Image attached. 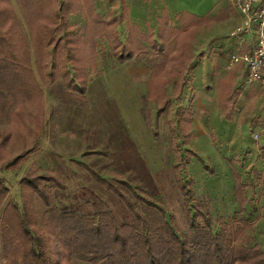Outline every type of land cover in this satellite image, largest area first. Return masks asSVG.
<instances>
[{
  "label": "rangeland",
  "instance_id": "rangeland-1",
  "mask_svg": "<svg viewBox=\"0 0 264 264\" xmlns=\"http://www.w3.org/2000/svg\"><path fill=\"white\" fill-rule=\"evenodd\" d=\"M63 2L68 8H75L79 3L83 7V15L77 13L74 17L64 18V13L62 15L60 12ZM127 2L130 11L128 8V12L118 18L117 23L118 36L122 41L127 36L124 25L128 22L133 30L144 31L141 30L143 27L137 25L136 16H131L137 15V11L148 12V20L145 22L147 27L161 11L169 10L171 27L175 31L178 29V32H175V39L165 51L170 56L166 75L173 71L179 53L188 50L191 54L189 72L183 68L179 73L181 80L185 81L181 97L177 96L181 86L180 79L177 81L180 86L177 85L175 90L173 84H170L164 91V99L169 102L166 114L157 115L158 103L152 97L148 101L141 98V112L150 130L148 126L142 128L139 121L141 129L138 132H142L136 137L130 136V132L128 134L121 125L115 105L117 100L108 98L101 88L104 82L98 77L115 68L118 63L111 55L109 36L98 35L101 30L109 31L110 25L98 24V21L93 20L94 29L90 26L87 30L83 28L86 23H92L88 7L90 4L94 7V1L0 0V12L7 16L3 28L11 27L13 35L18 37L19 32L25 38L30 51L32 76L42 92L43 109L24 98L21 102V99L14 102L12 112L21 108L24 122L20 120L19 123H26L29 127L34 124V115L43 117L44 125L46 122L47 126L46 145L47 141L53 139L63 151L74 147L72 138L77 140V135L82 134L81 130L86 131L85 135H89V132L93 134L98 155L88 157L85 163L101 178L113 183L121 197L105 191L91 179L84 168L72 163L73 155L58 158L46 153V150H38L17 170L5 171V165L21 154L24 146L23 138L14 133L18 131L20 124L8 116L0 121V178L10 190L8 198L19 201V182L29 170L31 162L36 161L37 167H51L50 171L65 183V191L55 199V204L60 209L81 213L110 211L121 221L127 210L122 198L133 205V208L140 209L126 186L118 183L127 181L136 187L141 197L144 196L146 200L163 208L166 218L176 226L179 233L186 235L188 226L185 209L182 196L175 187L171 165L181 164V175L186 181H192L195 199L203 201L207 211L215 219L232 217L238 211L233 198L231 168L226 163L229 160L248 185L246 196L249 204L241 218L253 224L251 236L264 252V133L259 136V141L254 140L250 134V131L255 132L263 127L264 103L259 90L244 85L243 66L226 69L231 55L248 50V37L237 32L243 26V18L236 11L234 0H112V3L105 0L97 3L103 22L118 17L120 5ZM10 13L13 18H9ZM181 13L186 15L185 18L189 19L193 15L195 19H187L190 24L181 25L178 19ZM54 14L63 17L58 22H62V25L58 27L54 40L69 35L73 36L70 40L74 41H66L63 47L64 40L58 47L54 43L46 46L43 57H49L44 58V64L50 63V58L54 57V69L50 66L43 69L35 63L34 49L36 41L40 39L41 42L42 33L49 29ZM1 18L0 16V22ZM129 35L135 37L136 33L132 31ZM183 45L187 48H183ZM61 49L64 52L71 51L74 55V58L68 60L67 66V59H60L57 53ZM85 84L90 87L91 94L82 97L78 93ZM158 84L154 79L149 83L154 93L157 92ZM128 85L124 83L122 93L118 96L121 102L134 109L136 99L133 88L131 90ZM228 89L238 94L229 122L224 119L228 108L222 104ZM188 107H191L192 117L190 129L183 135L177 132L171 136L167 121L175 126L177 110ZM74 111L76 117L73 116ZM53 133L59 137H51ZM176 145L180 148L177 156ZM186 150L192 151L208 167L213 168L214 175L203 171L194 158L190 159L189 164H185ZM254 170L258 171V178L255 179L252 173ZM70 264L85 263L72 258Z\"/></svg>",
  "mask_w": 264,
  "mask_h": 264
},
{
  "label": "trees",
  "instance_id": "trees-1",
  "mask_svg": "<svg viewBox=\"0 0 264 264\" xmlns=\"http://www.w3.org/2000/svg\"><path fill=\"white\" fill-rule=\"evenodd\" d=\"M64 4L60 12L62 15L64 13L65 18L70 8ZM0 16V121L11 116L15 122H24L21 108L12 112L11 106L15 101L21 99V102L26 98L43 109L42 92L32 76L30 51L25 38L19 32L18 37L13 35L11 27L4 29L7 16L4 12H0ZM185 16L181 13L178 17L181 25L190 24L188 20L195 19L193 15L189 19ZM11 17L12 13L9 14ZM63 17L54 14L49 29L42 33L41 42L40 39L36 41L34 54L38 67L44 69L50 66L54 69L52 65L44 64V58L49 57H43L46 46L54 43L58 47L64 40L63 47L66 41H74L70 40L73 36L69 35L54 40L58 27L62 25V22H58ZM175 32L178 29L175 31L171 27L170 17L163 10L157 19L155 34L148 32L144 35L136 34L135 37L129 35L123 43L117 34L111 35L114 41L111 55L118 64L136 56L148 65L150 76L145 100L152 97L158 103V116L166 114L169 107V102L164 99L166 87L173 84L175 90L179 85L177 81L182 79L180 71L185 68L189 72L191 68V54L186 50L177 55L178 62L173 71L168 73L169 77L165 73L170 61L165 51L175 39ZM183 48L186 49V45ZM57 53L61 59L74 58L71 51L64 52L61 49ZM183 78L186 80L185 75ZM153 79L159 82L156 93L149 87ZM184 84L183 79L178 97L182 95ZM79 90V93H84V88ZM237 95L234 90L228 89L226 99L222 101L224 107L228 108L224 116L228 122L232 119ZM32 120V127L21 122L18 131L14 132L23 138L24 146L21 154L5 165V171L17 170L39 150L44 120L39 115H34ZM191 120V107L178 109L176 125L167 121L171 136L177 132L183 135L190 129ZM179 152L180 148L176 145L175 155ZM185 153V164L194 158L203 171L214 175L215 170L208 167L200 157L190 150ZM226 163L231 168L233 198L238 211L232 217L215 219L207 211L204 202L195 199L192 181H186L181 175V164L171 165L175 187L182 196L185 209L188 226L186 235L179 233L176 226L166 218L163 208L141 197L136 187L127 181L118 183L126 186L140 209L133 208L122 198L127 210L121 221L110 211L81 213L60 209L55 199L65 191L64 181L54 172L43 171L31 163L19 182V201L8 198L10 190L0 178V264H70L72 258L85 264H264V252L251 236L253 224L241 218L249 204L246 196L248 185L233 162L226 160ZM86 171L101 188L120 197L113 183L101 178L88 167ZM252 173L254 179L258 178L257 171Z\"/></svg>",
  "mask_w": 264,
  "mask_h": 264
},
{
  "label": "crops",
  "instance_id": "crops-1",
  "mask_svg": "<svg viewBox=\"0 0 264 264\" xmlns=\"http://www.w3.org/2000/svg\"><path fill=\"white\" fill-rule=\"evenodd\" d=\"M93 1H94V7H92L91 4L88 7L92 23L90 22L89 25H87V23H86V25L83 28H85L87 30V29H89L88 27L90 26L92 29H94L93 20L98 21V24L99 23H101V24L105 23L106 25H110L109 31L103 32L101 30V31H99L98 35H100V36H102L103 34H105V35L107 34L108 36L110 35L109 36V42H110V52H111L113 44H114V41H113L111 35L112 34L118 35V29H117V27L119 25V24H117L119 21L118 18L123 17L125 15V12L126 13L128 12V8L130 11L129 3L127 2V3L120 5V15L118 17H113V19H109V20H106V22H103V19H102L101 14H100L99 4H97L100 2L97 0H93ZM154 1L155 0H153V2ZM205 1L209 2V1H214V0H205ZM110 2L112 3V0H110ZM77 4L75 5V8H70V10H67L66 17H68V16L74 17L77 13L80 15H83V7H81V5L79 3H77ZM165 11L169 15L170 11L169 10H165ZM131 16H136L137 25L139 27H143V29H141V30H144V31L139 32V29H137L138 27H136L137 30H133V28H131L129 26V22H128L124 25L125 26V33L127 34L126 38L129 37V34L132 33V31L135 32L136 34H142V35H144L148 32H153V34L156 33L157 19L160 17V15L155 17L152 20L151 25H149L147 27H145L146 26L145 22H146V20H148V16H149L148 12L137 11V15L133 14ZM115 26H116V29H115ZM130 28H131V31H130ZM244 37L245 38L248 37V39H246L247 48H248L247 51H251V49L254 47V42H255L254 36L244 34ZM118 38H119V41L122 43L126 40L125 39L124 41H122L119 36H118ZM97 39H99V36H97ZM247 51H245V52H247ZM60 59H58V60H60ZM135 59H137V61H135ZM52 62H53V60H50V63L47 62V64L52 65ZM68 64L69 63L67 60L65 62V66H67ZM57 65L60 66L61 63H58ZM237 66H239V65H237ZM241 66H243V65H241ZM244 69H245V67H244ZM71 71H72V69L70 70V72ZM149 76H150V69H149L148 65L145 63L144 60L135 56L127 62H124L122 64H117V66L115 68H113L112 70H109L107 72H104L100 77H98L101 80H103V82H104V84H101V88L103 90H105L106 94L109 96L108 98H110V99L112 98L113 100L114 99L117 100V102H115V105H116L118 113H119V119H120L121 125L123 126V128L125 130H127L128 134L130 132V134H131L130 136L136 137V136H139V133L142 132V131L138 132L139 129H141L140 125H139V121L141 122L142 128H144V126H146V127L148 126L146 119L141 112L142 110H141V106H140L141 104L140 103L142 100L141 98H145V96H146ZM244 77H245V75H244ZM244 77H243V83H244ZM124 83H128L129 84L128 87H130L131 90L133 88V91H134L133 93H134V96L136 99V104H135L134 109H131L124 102H121V100L118 96L119 93H122L121 91L123 89ZM87 84H85L83 87L80 88V89L84 88V93L83 94L78 93V95H81L82 97H86V96H89L91 94L90 87L88 88ZM244 85H245V83H244ZM247 87H253L256 90H259L260 96H261V101L264 103V91L258 85L252 84V85L247 86ZM99 91H100V89L98 90V92ZM73 116L76 117L75 111L73 113ZM263 118H264V113H263ZM77 128L80 130L79 127H77ZM46 130H47V126H46V122H45L44 131H43L42 136L40 138V147H39L40 152H43L46 150V153L49 152L51 155H56V157H58V158L73 155V156H71V160H74V161H72V163H74L78 167H81V165H79V164L84 165V167H81V168H84L85 171H86V168L88 167L87 164L85 163V161L88 160V157H93L94 155H98V153H96L98 151H96L97 144L94 140V135L91 134L90 132H89V135L88 134L85 135L86 131L84 129L80 131L82 133L81 135H77L78 136L77 140L75 138H72V146H74V147L72 149H66V151H63V148H59L58 144L55 143V141H53V139H52V141H50V140L47 141L48 145H46V143H45V135L47 133ZM148 130H150L149 126H148ZM257 131H259V130H257ZM80 132L78 131L77 133H80ZM149 134H150V137L152 138L151 133H149ZM51 137H59V136L56 135L55 133H53V135H51ZM53 143H55V144L53 145ZM146 145H147V143H146ZM147 147H148V145H147ZM147 153H149V150H147ZM31 163H33L35 165L37 164L36 161L31 162ZM40 167L42 170L44 169L43 171L52 172V171H50L52 168L49 166H47V167L46 166H44V167L40 166ZM88 168L90 169V167H88ZM254 171H256V170H254Z\"/></svg>",
  "mask_w": 264,
  "mask_h": 264
},
{
  "label": "built area",
  "instance_id": "built-area-1",
  "mask_svg": "<svg viewBox=\"0 0 264 264\" xmlns=\"http://www.w3.org/2000/svg\"><path fill=\"white\" fill-rule=\"evenodd\" d=\"M233 3L236 11L243 18V26L237 32L254 36L255 42L251 51L231 55L226 69L231 70L237 65H243L245 85L256 84L264 91V0H234ZM263 133L264 123L259 131H250L254 140H258Z\"/></svg>",
  "mask_w": 264,
  "mask_h": 264
}]
</instances>
